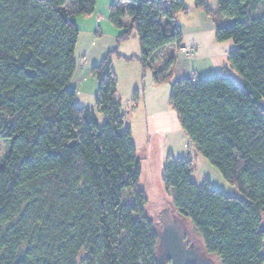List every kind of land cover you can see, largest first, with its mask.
Wrapping results in <instances>:
<instances>
[{
	"label": "trees",
	"instance_id": "trees-1",
	"mask_svg": "<svg viewBox=\"0 0 264 264\" xmlns=\"http://www.w3.org/2000/svg\"><path fill=\"white\" fill-rule=\"evenodd\" d=\"M95 6L0 0V140L9 145L0 154V264H157L158 235L145 213L140 159L112 68L117 51L92 68L103 122L77 104L70 85L75 20ZM196 7L213 17L217 41L235 44L228 60L242 83L226 72L175 79L171 103L197 151L239 194L195 182L190 157L172 154L163 184L220 264H263L264 0H217L216 10L196 0ZM183 11L184 0L110 6L119 39L138 36L137 59L156 83L173 78L176 54L163 50L181 47L176 17Z\"/></svg>",
	"mask_w": 264,
	"mask_h": 264
},
{
	"label": "rangeland",
	"instance_id": "rangeland-1",
	"mask_svg": "<svg viewBox=\"0 0 264 264\" xmlns=\"http://www.w3.org/2000/svg\"><path fill=\"white\" fill-rule=\"evenodd\" d=\"M195 1L196 0H185L188 12L187 15L185 13L180 14L178 18L179 21L184 18L189 23L198 21L195 14ZM206 3L212 8L217 9V0H206ZM106 40L107 38H104L97 44V46ZM136 50H138V48ZM176 54V58L178 57L180 59L193 56H186V54L180 51H177ZM197 63L202 72L201 75H199V78L220 74V72L213 71L214 68L211 66V59H205L202 61L197 60V62H194V71H197ZM116 68V74L118 72L119 92L123 109L128 113L125 118V123L131 129L133 142L136 145L137 154L140 159V186L145 190L147 195L145 213L149 219L156 223L160 220V214L163 210L172 208L170 195L168 194L162 180V171L169 152L175 157L187 155L188 153V157H190L193 162L194 171L192 178L195 182L202 183L207 179L210 181L212 188L219 189L228 195H238L239 190L232 183L227 181L219 170L213 166L207 158L200 154L197 151L196 146L188 139L189 137L182 129L177 112L171 103L170 93L172 82L175 79L186 76L193 77L192 73H187L186 75L181 73L183 71L180 69L185 68L184 64L180 62L179 68H176V66L174 68L172 67V71H174L171 80L154 83L153 85H150L153 74L150 69L147 70L143 81L146 85L145 92H143L140 99L134 98V93H132V90L129 87V71H126L122 67L119 68L118 65ZM222 72L224 73L225 71ZM195 73L196 72H194V74ZM125 75L128 76L126 77ZM196 76L198 78V75ZM239 77L241 76L239 75ZM236 80H240V78H237ZM94 99L95 98H93V100ZM261 104L264 106V98L261 100ZM95 114L99 122H103V115L98 112L96 108ZM7 148L9 149L8 143L0 140L1 156L7 152ZM126 193V199L131 200V192ZM186 220L187 226L190 229V235L187 233V236L192 237L195 243L200 245L201 239L199 235L194 230L190 220Z\"/></svg>",
	"mask_w": 264,
	"mask_h": 264
},
{
	"label": "crops",
	"instance_id": "crops-1",
	"mask_svg": "<svg viewBox=\"0 0 264 264\" xmlns=\"http://www.w3.org/2000/svg\"><path fill=\"white\" fill-rule=\"evenodd\" d=\"M114 2L115 0H96V6L93 14L84 17H77L75 20V23L79 29V36L75 50L77 67L71 79L70 85L77 93V104L79 106L90 107L94 111L96 108L95 99L99 81L94 76L92 68L100 64L104 57L110 51L116 50L118 53L113 55L112 68L117 77V91L119 97L120 92L119 78L117 76L118 72L116 74L117 65L119 66V68L122 67L126 71H129L128 80L130 83L129 87L131 88L132 93L138 91L140 99L143 92H145L146 85L143 81L146 76V72L149 69H143L140 61L137 59V57H139L140 55V44L138 36L135 33H132L127 39H119V36L122 33V29L115 27L109 20L110 6ZM194 6L196 9L195 14L198 18L197 22L189 23L186 21L185 18L181 19L180 21L178 20L180 14L185 13L187 15L188 7L186 6V11L180 12L177 15L176 23L180 31L182 32L181 46H185L187 48H194L195 54H193L192 57L188 58L186 57L180 59L177 57L173 68L175 66L176 68H179L180 62H182L185 66V68L180 69L183 71L181 72L183 73V75H186L187 73H192L193 77L197 78L196 75H198L199 78V75H201L202 73L201 68L198 62L197 71H194V62H197V60L202 61L205 59H211V66L212 68H214V72L217 71L218 73H221L222 71H225L237 83L241 84V77H239L238 72L231 66L228 60V53L230 50L235 48V44L231 40H226L222 42L217 41L215 38V23L213 17L207 15L203 10L197 8L196 1ZM212 9L215 10L216 8ZM125 22L128 24L129 19L126 18ZM104 38H107V40L97 46V44ZM136 47L138 48V50H136ZM163 51H173L176 54L177 51H179V48L171 45L165 47ZM130 57L133 58L130 59ZM134 60H138L139 62ZM194 72L196 73L194 74ZM125 76L127 77L128 75ZM237 78H240V80H236ZM154 83L156 82L152 77L150 85H153ZM93 98L95 99L93 100ZM168 154L172 153L169 152ZM178 157H188V153L187 155Z\"/></svg>",
	"mask_w": 264,
	"mask_h": 264
},
{
	"label": "water",
	"instance_id": "water-1",
	"mask_svg": "<svg viewBox=\"0 0 264 264\" xmlns=\"http://www.w3.org/2000/svg\"><path fill=\"white\" fill-rule=\"evenodd\" d=\"M186 219L172 205L171 209L161 212L158 222H153L159 240L156 251L157 264H220L215 257L206 252L202 240H199L200 245L195 242L187 244L185 236L190 229ZM261 226L264 230V215ZM261 253L264 257V238Z\"/></svg>",
	"mask_w": 264,
	"mask_h": 264
},
{
	"label": "built area",
	"instance_id": "built-area-1",
	"mask_svg": "<svg viewBox=\"0 0 264 264\" xmlns=\"http://www.w3.org/2000/svg\"><path fill=\"white\" fill-rule=\"evenodd\" d=\"M179 51L186 54V56H190V55H193L195 54V49L194 48H187L185 46H181L179 48Z\"/></svg>",
	"mask_w": 264,
	"mask_h": 264
},
{
	"label": "flooded vegetation",
	"instance_id": "flooded-vegetation-1",
	"mask_svg": "<svg viewBox=\"0 0 264 264\" xmlns=\"http://www.w3.org/2000/svg\"><path fill=\"white\" fill-rule=\"evenodd\" d=\"M185 239H187V244L188 245H190L191 243H194L195 241H194V239L192 238V237H190V236H185Z\"/></svg>",
	"mask_w": 264,
	"mask_h": 264
}]
</instances>
